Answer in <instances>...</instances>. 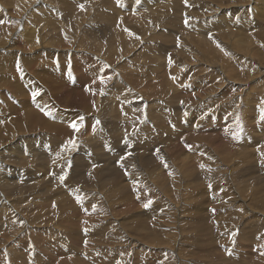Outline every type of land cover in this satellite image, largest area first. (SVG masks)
Segmentation results:
<instances>
[{
  "label": "rangeland",
  "instance_id": "1",
  "mask_svg": "<svg viewBox=\"0 0 264 264\" xmlns=\"http://www.w3.org/2000/svg\"><path fill=\"white\" fill-rule=\"evenodd\" d=\"M139 1L0 0V264H264V0Z\"/></svg>",
  "mask_w": 264,
  "mask_h": 264
},
{
  "label": "bare ground",
  "instance_id": "2",
  "mask_svg": "<svg viewBox=\"0 0 264 264\" xmlns=\"http://www.w3.org/2000/svg\"><path fill=\"white\" fill-rule=\"evenodd\" d=\"M130 3L132 4V6H133V5H137V6H138V5L140 4V1H139V0H130ZM147 5H149V3H147ZM237 25H238V23L235 24V26H237ZM38 31H39V30H38ZM38 31H37V32H38ZM45 37H46L45 34H39V35H38V38H41V39H44ZM36 39H37V35H36V36L34 37V39H33L34 45H37V44H36Z\"/></svg>",
  "mask_w": 264,
  "mask_h": 264
},
{
  "label": "snow or ice",
  "instance_id": "3",
  "mask_svg": "<svg viewBox=\"0 0 264 264\" xmlns=\"http://www.w3.org/2000/svg\"><path fill=\"white\" fill-rule=\"evenodd\" d=\"M81 7H83V5H81ZM0 23H2V21H0ZM35 96H36V93H33V97H35ZM71 127H73L75 129L77 126L75 124H73V125H71ZM77 199H79V197ZM147 206L148 205H145V207H147Z\"/></svg>",
  "mask_w": 264,
  "mask_h": 264
}]
</instances>
